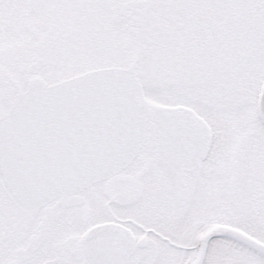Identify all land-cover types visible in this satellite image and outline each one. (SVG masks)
<instances>
[{
	"label": "snow or ice",
	"instance_id": "1",
	"mask_svg": "<svg viewBox=\"0 0 264 264\" xmlns=\"http://www.w3.org/2000/svg\"><path fill=\"white\" fill-rule=\"evenodd\" d=\"M0 264H264V0H0Z\"/></svg>",
	"mask_w": 264,
	"mask_h": 264
}]
</instances>
